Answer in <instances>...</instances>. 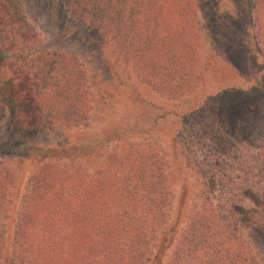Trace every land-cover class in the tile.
<instances>
[{"label":"trees","instance_id":"obj_1","mask_svg":"<svg viewBox=\"0 0 264 264\" xmlns=\"http://www.w3.org/2000/svg\"><path fill=\"white\" fill-rule=\"evenodd\" d=\"M59 1L75 19L109 36L156 92L172 95L192 85V0ZM251 25L264 53V0H251ZM40 42L17 2L0 0V131L7 124L21 135L46 133L84 127L91 117L93 93L83 64L67 53L39 49ZM205 104H183L189 110L183 117ZM263 106L237 110L248 113L250 122H264ZM148 158L110 160L94 175L74 159L43 161L20 198L7 251L1 216L12 179L1 160L0 264H158L160 256L150 253L167 217L169 192L164 177L156 176L159 161ZM211 184L201 179L199 207L164 264H260L229 211L214 204Z\"/></svg>","mask_w":264,"mask_h":264},{"label":"rangeland","instance_id":"obj_2","mask_svg":"<svg viewBox=\"0 0 264 264\" xmlns=\"http://www.w3.org/2000/svg\"><path fill=\"white\" fill-rule=\"evenodd\" d=\"M15 1L40 35L39 49L67 53L83 64L93 102L84 127L27 135L2 127L0 161L12 179L1 216L5 250L20 198L43 161L74 159L94 175L110 160L150 156L159 161L156 176L164 177L169 192L167 217L150 253L160 256L158 264L199 207L202 178L212 181L214 204L229 211L249 251L264 264V122H250L248 113L237 110L264 103V53L253 35L251 0H192V85L172 95L147 85L109 36L75 19L59 0ZM204 99L205 108L183 117L185 105L196 108Z\"/></svg>","mask_w":264,"mask_h":264}]
</instances>
